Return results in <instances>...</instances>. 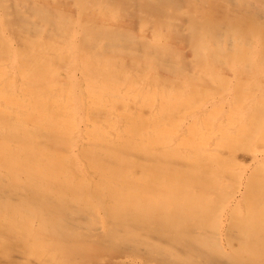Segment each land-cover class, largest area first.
<instances>
[{"label":"bare ground","instance_id":"obj_1","mask_svg":"<svg viewBox=\"0 0 264 264\" xmlns=\"http://www.w3.org/2000/svg\"><path fill=\"white\" fill-rule=\"evenodd\" d=\"M154 194L194 218L134 227ZM74 213L166 264H264V0H0V247Z\"/></svg>","mask_w":264,"mask_h":264},{"label":"rangeland","instance_id":"obj_2","mask_svg":"<svg viewBox=\"0 0 264 264\" xmlns=\"http://www.w3.org/2000/svg\"><path fill=\"white\" fill-rule=\"evenodd\" d=\"M222 82H228L223 79ZM229 83V82H228ZM240 86L239 84H236ZM252 87L243 90L253 92ZM201 98V97H200ZM179 194L153 195L151 208H133L131 214L137 219H147L146 225L134 227H147L151 230L164 229L171 233L184 226L185 219L194 218L193 203L183 204L182 200H190L187 196ZM29 216V215H28ZM82 213H74L73 220L62 224L63 228L52 227L42 229L34 237H20L14 240V245L9 254L0 247V264H166L160 253H152L151 246H136L129 242H115L109 239L98 241L95 235L85 228ZM103 219L109 229L111 218L103 214ZM100 221V218H98ZM40 223V222H39ZM134 230L129 228V231ZM64 233L66 247L58 244L56 239ZM51 235V239L47 236ZM21 247V255L16 252V247Z\"/></svg>","mask_w":264,"mask_h":264}]
</instances>
